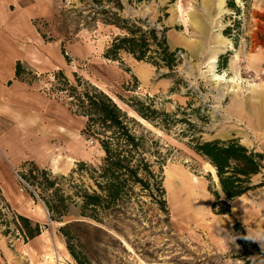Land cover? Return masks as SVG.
Segmentation results:
<instances>
[{
    "label": "rangeland",
    "instance_id": "1",
    "mask_svg": "<svg viewBox=\"0 0 264 264\" xmlns=\"http://www.w3.org/2000/svg\"><path fill=\"white\" fill-rule=\"evenodd\" d=\"M115 1L97 5L141 19L143 27L167 28V44L170 50L178 49L180 57L173 72L124 53L120 61L105 58L104 50L119 29L103 23L105 15L93 18L89 4L81 0H21L6 6L7 15L21 12L22 25L29 28L24 41L35 55L31 62L17 59L24 66L23 80L12 75L0 84L6 89L18 80L28 87L14 95V102L0 93V264H51L52 256L56 264H66L63 252L68 250L59 227L76 211L71 207V214L60 221L49 218L41 199L44 192L18 179L29 164L11 166L6 158L7 132L26 123L31 140L25 150L38 156L39 163H34L52 175L67 176L79 161H99L98 147L80 132L85 118L72 113L66 95L53 89L52 72L58 69L71 82L74 71L102 89L129 116L140 120L125 103L137 98L177 118L164 130L140 120L159 139L165 157L161 176L168 216L146 199L142 212L147 218L134 207L137 220L123 224L126 238L114 234L123 249L106 237L92 243L94 235H89L92 264H264V242L258 239L264 237V184L227 199L207 161L189 145L193 136L236 138L264 154V0H119L121 10ZM59 56L63 63L53 67ZM213 72L220 78H213ZM262 163L261 172L251 178L253 184L264 181V159ZM168 169L183 173L191 186L195 183L194 194H189L203 203L199 214L189 218L172 205L164 184ZM82 181L88 183L75 172L73 182ZM62 185L69 190L65 181ZM226 205L229 212H219ZM17 214L39 222L40 235L25 241ZM241 229L250 240L239 236ZM68 259L77 264L70 254Z\"/></svg>",
    "mask_w": 264,
    "mask_h": 264
},
{
    "label": "trees",
    "instance_id": "2",
    "mask_svg": "<svg viewBox=\"0 0 264 264\" xmlns=\"http://www.w3.org/2000/svg\"><path fill=\"white\" fill-rule=\"evenodd\" d=\"M81 1L89 4L90 12L94 13L93 18L105 15L103 23L119 29L120 33L112 38L104 50L105 58L120 61L121 54L124 53L158 68H167L170 72L180 63L178 49L170 50L167 44V28L157 29L149 25L143 27L141 23L144 21L141 19L132 20L121 17L118 11L99 8L97 4L100 5L101 0ZM115 7L122 9L119 0L115 1ZM235 9L238 10L236 7ZM64 57L70 62L67 54ZM24 73L23 64L17 60L14 78L23 80ZM52 73L53 89L66 95L72 113L85 118L80 132L98 147L99 161L95 164L79 161L77 167L67 176H56L48 169L39 168L33 160H26L23 163L29 164V168L20 171L19 176L26 185L40 188L44 192L41 199L51 220L60 221L62 217L71 214V207L76 208L74 218L61 225L59 231L64 236L66 248L75 262L92 264L87 251L91 244L89 235H94L92 243L97 244L99 237H106L123 249L122 241L116 239L114 234H121L126 238L123 224L129 220H137L132 212L134 207H138L143 218H147L142 212L146 199L156 204L168 216L161 176L165 157L159 139L143 127L139 119L129 116L102 89L84 80L74 71L73 82L61 69ZM8 82L11 83V80ZM125 103L140 119L162 130L177 121L173 113L158 110L137 98ZM189 145L214 167L220 190L227 199L233 200L255 186L264 184V181L258 184L251 181L263 168L264 154L249 149L238 139L203 140L201 136H193ZM155 164L158 165V170L154 169ZM75 172L85 177L88 183L82 181L80 185L75 184ZM63 181L67 183L68 191L63 189ZM214 194L219 196L217 191ZM219 212L228 213L229 206L226 205ZM17 218L25 241L41 233L42 226L39 222H33L20 214H17ZM234 227L241 228V225L235 223ZM239 236L250 240L243 229ZM239 243L242 246L244 244L242 239ZM253 245L256 246L255 243Z\"/></svg>",
    "mask_w": 264,
    "mask_h": 264
},
{
    "label": "crops",
    "instance_id": "3",
    "mask_svg": "<svg viewBox=\"0 0 264 264\" xmlns=\"http://www.w3.org/2000/svg\"><path fill=\"white\" fill-rule=\"evenodd\" d=\"M21 0H0V84L12 75H14V61L17 59L25 60L31 62L32 58L35 55V52H32V49L27 44L24 39L27 37L28 29H24L21 22V12H13L12 15H7L6 6L11 3H18ZM19 5V4H17ZM25 42V47L22 49L21 45ZM38 51V50H37ZM45 60H49L46 58ZM43 59L42 62H45ZM58 63L53 64V67L61 65L63 63L62 57H58ZM51 62V61H49ZM0 86V93H3L5 96L8 94V101H15V94L26 92L27 88L21 81L12 82L8 88H2ZM2 90V92H1ZM26 124V123H24ZM22 124L20 127L11 128L7 132L5 139L7 140L4 145V150L7 152L6 158L8 159L11 166L16 165L19 162H24L26 160H33L39 163V157L33 155L32 153L25 150L30 143V133L28 128ZM28 126V125H27ZM3 147V146H2ZM8 148V150H7ZM242 196V195H241ZM239 196L238 198H240ZM40 235V234H39ZM69 252L64 253L63 257L65 258L66 264H73V262L68 259ZM53 263L56 264V256H52ZM67 259V261H66ZM56 260V261H55ZM59 264V263H57Z\"/></svg>",
    "mask_w": 264,
    "mask_h": 264
},
{
    "label": "bare ground",
    "instance_id": "4",
    "mask_svg": "<svg viewBox=\"0 0 264 264\" xmlns=\"http://www.w3.org/2000/svg\"><path fill=\"white\" fill-rule=\"evenodd\" d=\"M212 77L220 78V75L213 72ZM140 120L144 121L143 119H140ZM207 165L209 166L210 168L209 170L214 176V178L217 179L214 167L208 162H207ZM164 178H165L164 184H166V186L170 190L169 191L170 194L168 195V198L171 200L172 205L177 208V211L182 212L184 214L187 213L189 218H191L193 215L199 214V212L202 209L203 203L200 201L198 202L194 201L193 198H190V194H189V192L194 194L192 187L196 186L194 185L195 183L191 186L190 179L187 176H185L183 173H177L175 170H172V169H168L166 171ZM179 184L180 186L177 188L176 186ZM181 184H184V185H181ZM185 184H187L190 187H187ZM175 187L177 189H175Z\"/></svg>",
    "mask_w": 264,
    "mask_h": 264
},
{
    "label": "built area",
    "instance_id": "5",
    "mask_svg": "<svg viewBox=\"0 0 264 264\" xmlns=\"http://www.w3.org/2000/svg\"><path fill=\"white\" fill-rule=\"evenodd\" d=\"M18 179H19V181H20V184H26L22 179H21V177L18 175ZM20 190H23V188L22 187H20Z\"/></svg>",
    "mask_w": 264,
    "mask_h": 264
},
{
    "label": "clouds",
    "instance_id": "6",
    "mask_svg": "<svg viewBox=\"0 0 264 264\" xmlns=\"http://www.w3.org/2000/svg\"><path fill=\"white\" fill-rule=\"evenodd\" d=\"M261 242H264V237L258 238Z\"/></svg>",
    "mask_w": 264,
    "mask_h": 264
},
{
    "label": "water",
    "instance_id": "7",
    "mask_svg": "<svg viewBox=\"0 0 264 264\" xmlns=\"http://www.w3.org/2000/svg\"><path fill=\"white\" fill-rule=\"evenodd\" d=\"M114 100V99H113Z\"/></svg>",
    "mask_w": 264,
    "mask_h": 264
}]
</instances>
